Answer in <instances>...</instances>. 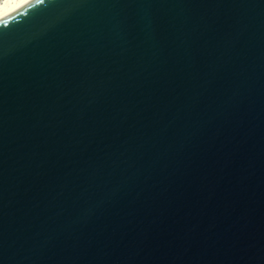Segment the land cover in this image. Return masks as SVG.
<instances>
[{
  "label": "water",
  "instance_id": "1",
  "mask_svg": "<svg viewBox=\"0 0 264 264\" xmlns=\"http://www.w3.org/2000/svg\"><path fill=\"white\" fill-rule=\"evenodd\" d=\"M0 264H264V0H0Z\"/></svg>",
  "mask_w": 264,
  "mask_h": 264
}]
</instances>
